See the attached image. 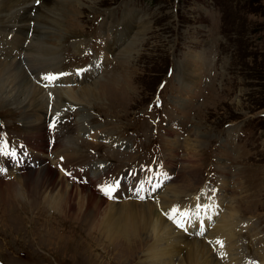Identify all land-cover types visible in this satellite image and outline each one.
<instances>
[{
    "label": "rangeland",
    "instance_id": "374dc122",
    "mask_svg": "<svg viewBox=\"0 0 264 264\" xmlns=\"http://www.w3.org/2000/svg\"><path fill=\"white\" fill-rule=\"evenodd\" d=\"M49 6L51 12L46 10L43 15L53 17L54 26L41 22L36 27V19L30 20L29 24L40 32L31 45L44 44L52 49L57 46L56 63L60 67L57 70H65V74L90 65L95 69L89 72L86 68L80 73H90L81 85L73 81L74 76L69 85L61 81L56 86L53 81L50 89L52 92L58 89L59 98L54 94L47 105L52 107L54 103L57 108L49 114L59 116L60 121L53 126L56 127L53 145L46 139L48 131L44 127L40 140L45 142V147L41 149L38 135L27 134L26 108L22 112L0 93V143L4 141L3 135L11 145L23 140L28 147L24 161L36 157L40 164L49 162L52 167V157L60 154L66 157L61 147L66 140L72 153L68 159L79 162L75 166L83 172L91 162L105 163H98L96 167L107 171L115 162L129 163V166L143 162L144 151L150 153L156 146L154 160H164L169 170L150 169L157 176L151 183L157 184L155 195L137 202L126 194L117 197L120 196L118 188L116 201L109 203L119 205L125 200L154 203L164 191L178 187L176 207L179 208H175V213L169 211L173 218L167 221L175 232L183 235L182 240L184 237L204 239L212 245L216 241L207 238L223 219L232 217L239 226L233 233L235 247L221 254L239 255V259L242 256L239 264H263L264 0H55V5ZM19 12L10 16L13 19L6 25L13 26L6 30L4 37L0 30L1 63H6L4 56L9 55L5 54L1 41L14 38L13 28H19L14 25L15 16ZM123 25L124 36L111 44L113 31ZM29 35L27 32L26 37H21L19 48L26 47L24 41ZM168 69L170 72L166 74ZM7 75L9 71L5 79ZM86 86H93V95L78 97L76 93ZM154 96L161 99L159 110L147 108ZM37 114L34 110L35 121ZM42 121L43 118L35 124ZM79 124L82 134L77 130ZM96 132L122 136L128 141L125 151L130 154L86 140L95 142ZM111 151L116 155L112 156ZM108 156L113 159L106 163ZM70 165L73 168L74 164ZM194 167L196 174H190ZM15 178L13 175L8 181L0 179V263L127 264L130 260L131 264H153L144 255L149 248H134L130 238L118 240L119 244L104 240L94 231L95 223H90L88 212L86 218L82 215L76 218L73 212L65 216L49 209L42 199L33 204L27 197H16L14 182L20 177ZM90 178H93L92 171ZM202 182L206 188L218 187L219 191L209 194L210 191L201 189L198 192L204 187ZM72 198L71 206H77V195ZM183 199L187 201L180 202ZM203 203L209 206L199 216L196 206ZM215 204L219 210L215 209L217 214L213 220V214L209 216L202 236L189 235L192 232L187 223L183 224L187 221L183 213H194L199 222ZM90 208L94 209L95 203ZM96 223L100 225L99 218ZM175 223L183 227L177 229ZM155 243L151 248L157 246ZM178 247L185 249L181 244ZM211 251L221 259L217 250ZM180 262V256L174 255L169 263Z\"/></svg>",
    "mask_w": 264,
    "mask_h": 264
},
{
    "label": "bare ground",
    "instance_id": "6f19581e",
    "mask_svg": "<svg viewBox=\"0 0 264 264\" xmlns=\"http://www.w3.org/2000/svg\"><path fill=\"white\" fill-rule=\"evenodd\" d=\"M35 1H37L36 5H34ZM49 4L52 6L53 4L55 5V0H41L40 2L39 0H0V30L4 32L3 37L5 36L6 30L13 26L6 25L10 23V20L13 19H11L10 16L17 10L21 11V14L19 12L18 17L15 16L16 24L14 25H18L19 28H13V31L16 33L14 38L12 37L11 41H7L6 39H4V42L1 41L4 45V48L6 49L5 54L9 55L4 56V59H7L6 63L0 62V93L5 96V100L10 99L7 100V102L11 103L12 106H16L21 111L25 110L26 108L24 118L25 124L28 127L27 134L29 133L32 136L38 135V148L40 149L45 147V142L40 140L41 136L44 135L45 122L49 121L53 117L49 114V112H52L57 108L55 107L53 101H51L53 105L50 111L47 110L46 105L48 103V98H46V96L54 97L55 94V96L59 98V95H56V92L59 90H55L54 88V92H52L50 89L51 85H53V81L43 79L42 77L50 74V72H55L54 69L58 71L57 68L59 69L60 67L56 63L58 52L57 46L52 49L45 47L44 44L31 45L34 43V37L39 38L40 32L34 27V25L30 26L29 22L30 20L36 19V27H38L39 23L42 24L41 22H44L49 26H54V20L52 19L53 17L47 15L48 13H46L47 16H44L45 14L43 15L44 11L46 10L51 12ZM31 11L34 13L32 16L29 14ZM55 23L57 22L55 21ZM112 28L114 29V27ZM126 28H128V26H126ZM29 31L31 32L32 37H30L28 44L25 48H19L18 41L21 39V37H26V33ZM125 31L126 29L124 28V25L122 28L115 29L113 31L114 38L112 37L113 43L111 44L114 45L115 41H119V39L124 36ZM48 33L55 35L56 31H49ZM76 47L78 48V45H76ZM108 50H110V48L106 51ZM23 54L28 58H24L25 56H23ZM90 67L92 68L90 69ZM94 69L95 66L90 65L87 70L93 71ZM8 71L9 75H7L5 79L6 72ZM88 74L90 75V73H85L84 77L79 82V85L82 84ZM27 77L31 80L33 85L35 82H38V86L41 88H35V85L33 86L28 81L29 79ZM31 78H35L36 81ZM66 82H69V80ZM56 86H60V84ZM93 86L84 87V89L76 93L78 94L77 96H92L94 92ZM80 101L83 102L84 100L82 99ZM72 106L76 105L73 104ZM34 110L36 111V114L39 112V114H37L39 118L37 115H35V117L37 116L36 121L38 120L41 122L43 118L41 124H35L36 121L33 120ZM55 112L54 114H58ZM53 120H56V118H53ZM82 121L85 122V120ZM25 124L23 123L24 127ZM80 129L81 124L77 126V130L82 134L83 131ZM61 147H63L62 150L66 157H63L62 154L57 157H52L50 159V161H52V167L49 166V162H42L40 164L39 158L36 157H34L32 161H24V154L26 151L23 152V150H19L18 152L19 159L17 164L11 163L10 159L7 157L4 159L0 158V169H2V171H0V179L3 178L4 180L8 181L13 177V175H15L16 178L20 177L21 181L15 178V196L20 198L27 197L28 200L33 204L44 200V203L48 206V208L54 210V212H59L61 214L64 213L62 215L65 216L69 215V213L71 215V212H73L75 217L82 215L84 218H86V214L88 212L87 215L90 223H95L94 231L97 232V234H100V236H103L104 240H107L110 244L114 241H116L114 243L119 244L120 241L118 240H121L122 238H130L132 240L130 241L132 242L131 245H134V248L138 246L141 247L140 250L143 248H149L148 252L146 251L144 255L147 256L148 260L153 262V264H170L169 262L173 261L174 255L180 256L181 264H239L241 261L240 259H242V256H240L239 259V255L234 256V254H221V252L228 253V251L235 247L236 240L233 233L237 231L239 226L237 225L238 223L234 222L232 217L223 219L221 221V225L217 227L214 232H212L211 237L207 238L209 240L216 241L215 243H212V245L204 239L198 240L196 238L192 239L191 237V239H187L184 237L182 240L183 235L181 233L175 232L174 228L170 225V221H167L170 219L169 216L173 218V215L169 211L173 210L174 208H179V206L176 207L177 193H180L178 187L171 188L167 192L164 191L159 196L160 198L158 197L154 203L147 202L137 204L136 201L132 202L126 200L119 205L109 203L106 201V199H104V197L99 196L94 190L96 182H99V184H105L106 182L103 183V180L105 179L107 181L108 179L107 173H109V168L107 171V168L102 169V167H96V164L98 163H105L91 162L88 166H86V172L84 173L89 174L88 179H91L90 176L92 171L93 178L91 181L87 179L86 185H82L77 183L82 179L78 178L79 173L75 171L78 168L75 166V164H78L79 162H74L68 159V157L72 156V153L69 150L70 146L66 140L63 141ZM72 163L74 164L73 168L70 165ZM19 167L23 168L20 169ZM63 167L66 169L69 167L72 168L74 173L70 174L67 170L63 169ZM141 167L135 170L137 178L133 183H130L128 186H125L124 184L119 186L118 193L120 196L117 197L125 196L126 194L128 197L135 196L144 198L146 196L151 197V195L154 194V191L157 189V184L152 185L151 183L153 181V177H155V180H157V176L150 172L152 167L146 166L144 169H141ZM61 169L65 173H69V177H71V179L65 177L61 173ZM194 169L195 167L190 172V174H196ZM5 171H7L8 174H5ZM9 171H13L14 173L12 172L13 174L10 175ZM23 171L25 172L23 173ZM162 175L163 173L159 176L161 177ZM116 176L117 175L114 176L115 179ZM73 179L76 180V182H74ZM76 184H79L80 187H77ZM84 191L87 192V195ZM116 194L117 193L115 192V195ZM73 195H77L78 197L77 199L79 202L77 206H71L70 202L74 200V198H72ZM115 195L113 197H115ZM92 203H95V208L89 209V206L90 204L92 205ZM204 205L209 206L207 203L201 204V206ZM215 206L216 204L213 205L211 209L207 210L206 214L204 215L205 218H200L199 222L196 221V218H194V213L191 215H185V213H183L184 216H187V221L183 222V224L187 223L190 228V232H192L189 235H194L195 237L197 236L199 238L202 236L200 234L203 232L209 216L214 213L216 209ZM203 209L201 208L199 210V216L203 214L206 208ZM97 215H100V217ZM98 218L101 222L100 225L96 223ZM98 226H100V228L97 230ZM174 226L177 229L180 228L176 223ZM197 233L198 235H196ZM177 235H180V238H178ZM184 235L189 236L188 234ZM154 241H156L155 244L158 247L154 246V248H151ZM178 244L184 245L185 249L178 247ZM243 249L245 252V247ZM131 250L132 247H130V252L132 253ZM211 250H217L220 253L221 259H217L214 255H212ZM134 252H136V250H134ZM126 263L131 264V261L127 260Z\"/></svg>",
    "mask_w": 264,
    "mask_h": 264
},
{
    "label": "snow or ice",
    "instance_id": "6c2138e0",
    "mask_svg": "<svg viewBox=\"0 0 264 264\" xmlns=\"http://www.w3.org/2000/svg\"><path fill=\"white\" fill-rule=\"evenodd\" d=\"M42 78H43V79H47V80H52V79H55V78H57V77L54 76V75L48 74V75H45V76L42 77ZM0 154H2V155H4V156H15V155H17V153H16L15 150H12L11 152H8V151H4L2 147H0ZM0 171H2V169H0ZM104 191H105L106 194H110L111 191H112V189H111L110 187H107V188L104 189ZM196 207H197V209H198V212H197V215H198V214H199V210L201 209V207H203V208H207L208 205L201 206V205L198 204ZM172 212L175 213V212H176V209L174 208V209L172 210ZM185 215H189V213L185 212ZM169 218L171 219L172 217L169 216ZM178 226L183 227V225H178Z\"/></svg>",
    "mask_w": 264,
    "mask_h": 264
}]
</instances>
